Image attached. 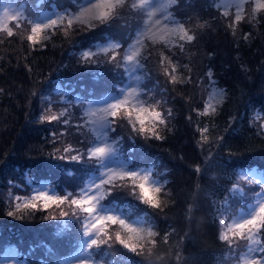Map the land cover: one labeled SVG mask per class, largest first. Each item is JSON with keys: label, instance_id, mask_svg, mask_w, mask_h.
<instances>
[{"label": "trees", "instance_id": "obj_1", "mask_svg": "<svg viewBox=\"0 0 264 264\" xmlns=\"http://www.w3.org/2000/svg\"><path fill=\"white\" fill-rule=\"evenodd\" d=\"M74 1L18 0L25 18L19 27L17 21L10 22L12 36L0 30V256L15 246L29 264L39 261L35 256L43 249L57 254L55 258L77 248L76 222L66 221L68 228L62 231V222L45 219L59 210L25 212L21 220L8 217L7 211L14 209L15 197L30 198L28 189L35 183H48L63 196L76 193L74 187L97 171L100 163L70 159L92 143L76 100H93L94 76H101L99 91L122 87V68L104 63L110 54L97 58L101 63L96 73L77 62L82 51L116 36L114 19L96 32L65 36L63 29L48 30L49 39L40 45L27 41L34 8L63 7L67 14ZM212 1L170 4L168 13L190 29L194 40L184 42L182 49L175 44L167 49L153 46L139 69V97L161 112L164 123L157 131L163 138L137 136L133 143L127 128L109 130L117 157L151 167L162 188L159 207L142 204L123 189L102 201L126 218L144 219L156 234L140 255L117 248L113 256L100 250L94 258L104 264H234L246 248V240H235L229 247L219 239V220L229 221L255 191L249 189L243 197L229 193L236 179L233 162L264 163V12L250 17L249 1L245 18L233 31L231 19ZM228 14L234 19L236 12ZM161 51L170 64H160ZM173 66L176 71L171 73ZM165 67L171 74H165ZM212 87L221 89L224 98L214 113L205 114ZM61 112L65 115L59 122L40 121L42 115Z\"/></svg>", "mask_w": 264, "mask_h": 264}, {"label": "snow or ice", "instance_id": "obj_2", "mask_svg": "<svg viewBox=\"0 0 264 264\" xmlns=\"http://www.w3.org/2000/svg\"><path fill=\"white\" fill-rule=\"evenodd\" d=\"M151 3L152 0H91L87 6L80 7L76 12L58 15L57 18L50 19L46 23L30 21V32L26 38L30 44L36 46L49 39L48 30L63 29L65 36L69 33L79 35L81 32L107 24L126 9L131 12L143 11L142 27L127 47L115 42L98 51L84 50L79 54L77 61L83 66L98 65L101 63L97 59L99 54L111 52L104 63L132 72L137 67L145 66L144 61L149 59L153 46L161 45L167 49L169 45L175 44L182 49L184 42L194 40L190 29L183 22L173 19L167 12V5L153 8ZM169 3L176 4L177 0H169ZM250 5V17L264 12V0H250ZM236 8L234 19L229 17L227 12L223 13L225 17L231 19L229 26L233 28V31L235 25L245 18L242 15L244 5L237 3ZM22 19V12L5 7L0 14V30L12 36L13 29L9 26L10 22L17 21L16 26L19 27ZM146 50L149 56L144 55ZM166 60L169 64L171 63L170 57L161 51L160 64L163 65ZM175 71L176 67H171V73ZM164 72L171 74L168 67L164 68ZM208 75L212 76L211 71ZM171 80L176 82L177 77L171 75ZM120 91L121 97L112 102L99 101L98 104L101 106L98 107H92L91 103L89 104L85 115L89 118L88 123L93 126L96 143L79 151L77 155H71V160L80 161L83 158L89 162L103 164L107 157L117 152L115 142H108V131L115 132L117 126L128 129V139L133 143L137 136L157 140L163 138L157 131V125L164 123L161 112L157 111L155 106L146 105L139 98L135 87L126 86ZM210 109L215 111L211 104L206 105L205 114ZM64 115V112L59 115H42L40 121L59 122ZM63 123L68 124L69 121L65 119ZM260 127L264 128V123ZM64 151L67 153L69 149L66 148ZM232 167L235 169L236 179L232 188L228 190L229 193L243 197L249 189H255V191L246 209L242 210L238 216L230 217L231 222L226 219L219 220L222 226L219 239L227 243L229 247L235 240L247 241L245 250L235 256L236 264H264V163L233 162ZM126 168V165L105 168L101 171L98 182L89 181L76 193L70 192L61 196L49 194L46 191H35L30 198L17 196L13 202L14 209L7 211L6 215L21 220L25 212L59 210L58 215L49 214L45 216V219L62 222V231L68 228L66 221H75L79 225L80 233L78 248L72 261L61 260L59 264H73V261L74 264H104L102 260L93 258L102 249L109 250L113 256H116L117 248L133 255H140L145 242H149L150 238L156 235L155 232L150 227L145 228L140 222H128L120 214L103 208L101 202L110 193L123 189L142 204L159 207L158 194L162 186H158V182L153 179L151 169L129 171ZM64 206H67L68 210H65ZM17 212L20 215H17ZM17 251V247L10 246L3 264H8L9 259L15 261ZM30 264H36V262L31 261ZM48 264H51L50 260ZM108 264L113 262L109 261Z\"/></svg>", "mask_w": 264, "mask_h": 264}, {"label": "rangeland", "instance_id": "obj_3", "mask_svg": "<svg viewBox=\"0 0 264 264\" xmlns=\"http://www.w3.org/2000/svg\"><path fill=\"white\" fill-rule=\"evenodd\" d=\"M247 1L248 0H219L216 5L220 9H222V11L227 12V13H230V10L231 9H233L235 12L237 11V8H236V4L237 3H242L244 5V7H245ZM90 2H91V0H82L79 5H80V7L87 6V4L90 3ZM162 5H167V12H168V7L170 5L169 0H152L151 7L157 8V7H160ZM5 7H10V8L15 9L16 11L22 12L23 18H25V13L23 11L24 6L23 5L18 6L17 3L15 2V0H10V1L7 0L6 3H4V5L2 6V9L0 10V14L3 13V9ZM122 12H128V14L127 15H121V13H120L119 16L116 17V18H114L113 22L111 23L112 27L114 28V30L116 32V36L114 38H111V39H107V38L106 39H102V42H98L97 46L94 47V50H92V51H98L100 48L108 47L111 43H115V42L120 43L121 45L124 46L125 45V42L128 40V29L130 27L129 25L131 23L133 24V23L137 22L140 18H143L144 17V12L143 11L131 12L130 10H127L126 9V10H124ZM243 12H244V8H243ZM243 12H242V14H243ZM58 15H62V14L59 13V12H57V11H54V12H45L43 15L40 16L39 19L36 20V22H38V23H46L50 19L57 18ZM158 15H159V13H158ZM141 27H142V24H141L140 28ZM91 31L92 32H96L95 29H92ZM133 38H134V36H132V39ZM131 40L127 43V45L129 43H131ZM127 45L125 47H127ZM109 54H111V52L108 53V54H105V53L101 52L97 58H99L100 56H106V55H109ZM89 68L91 69L92 72L96 73V72L99 71L100 66L99 65H94V66H89ZM139 69H140V67H137L134 71L127 72L124 68H122V71H126L127 80H128L127 84L124 87H126V86L135 87L137 89L138 93L140 92V83H141V75L139 74ZM93 80L96 82L97 86H100L101 76H98V77L97 76H94L93 77ZM121 95L120 96H117V97H110L108 99L101 100V101L112 102V100H114V99H119L121 97ZM223 98H224L223 91L221 89H219V88L212 87L211 90H210V92H209V94H208V98H207V102L205 104V107H206V105L211 104L212 105V108H214L215 111H216L217 107L220 105V103L222 102ZM98 102L99 101H90V102L84 104V112H86L88 110V107H89V104L90 103H91V106L92 107L101 106V105L98 104ZM215 111H212L210 109L207 114H212ZM88 120H89V118L86 116V123H88ZM88 125H89V127L91 129V133L94 134V132L92 130L93 129V126L90 123H88ZM108 135H109V131H108ZM94 139H95V135H94ZM108 142L111 143V141H109V139H108ZM95 143H96V141H95ZM123 165H126L127 166L126 170H129V171H135L137 169H145V170L151 169V175H152L153 179H155L158 182V186L161 185V183L154 176L153 169L151 167L145 166V165H142V166L141 165H136L134 163H128L126 161H123L119 157H117L116 156V153H115V155H110L109 157H107L105 159V161L103 162V164H101L100 170L96 174H93L91 176V178H90L89 181L98 182V180L100 178V173L105 168H108V167H121ZM93 178H95V179H93ZM89 181H87V183ZM35 191H46L49 194L59 195L58 191L56 192L55 189L51 188L47 183L37 185L36 188H35V190L33 191L32 195L35 193ZM101 205H102L103 208H106V209H108V210H110V211H112V212H114L116 214H120L123 218H125L126 220H128L124 214L120 213L119 211H117L116 209H114L109 204H107V203L106 204H103L101 202ZM245 209H246V206L243 207V208H241L234 216H238L240 214V212L242 210H245ZM128 222H140L145 228H149L150 227L151 230L153 231L152 226L147 225L142 220H137L135 218H132V219H129ZM229 222H231V220ZM7 249L0 256V264H3V262L6 259V255L5 254L7 252ZM52 249H55V247H53ZM75 253L73 255H71L65 261H72L73 260V257L75 256ZM8 264H29V262H27L25 259H23V260L20 259V252L17 251V256H16L15 261H12V260L9 259L8 260ZM45 264H48V263H45ZM73 264H74V261H73ZM234 264H236V262Z\"/></svg>", "mask_w": 264, "mask_h": 264}]
</instances>
